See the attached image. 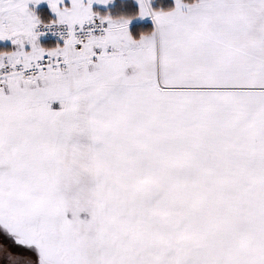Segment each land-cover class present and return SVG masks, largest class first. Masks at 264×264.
I'll return each instance as SVG.
<instances>
[{
  "label": "snow or ice",
  "instance_id": "6c2138e0",
  "mask_svg": "<svg viewBox=\"0 0 264 264\" xmlns=\"http://www.w3.org/2000/svg\"><path fill=\"white\" fill-rule=\"evenodd\" d=\"M44 3L0 0V264H264V0Z\"/></svg>",
  "mask_w": 264,
  "mask_h": 264
},
{
  "label": "rangeland",
  "instance_id": "374dc122",
  "mask_svg": "<svg viewBox=\"0 0 264 264\" xmlns=\"http://www.w3.org/2000/svg\"><path fill=\"white\" fill-rule=\"evenodd\" d=\"M6 42L8 43V44H11L10 42V40H8V41H4V40H0V43H5L6 44Z\"/></svg>",
  "mask_w": 264,
  "mask_h": 264
},
{
  "label": "crops",
  "instance_id": "0c3cea01",
  "mask_svg": "<svg viewBox=\"0 0 264 264\" xmlns=\"http://www.w3.org/2000/svg\"><path fill=\"white\" fill-rule=\"evenodd\" d=\"M42 6H45L46 7V0H45V3L42 5ZM135 23V22H134ZM11 43V42H10ZM1 44H5V43H1ZM6 45H11V44H8L7 42H6Z\"/></svg>",
  "mask_w": 264,
  "mask_h": 264
},
{
  "label": "trees",
  "instance_id": "16d2710c",
  "mask_svg": "<svg viewBox=\"0 0 264 264\" xmlns=\"http://www.w3.org/2000/svg\"><path fill=\"white\" fill-rule=\"evenodd\" d=\"M44 7H45V6H44ZM5 46H9V45L1 44V43H0V48H3V47H5Z\"/></svg>",
  "mask_w": 264,
  "mask_h": 264
},
{
  "label": "built area",
  "instance_id": "2783aa9c",
  "mask_svg": "<svg viewBox=\"0 0 264 264\" xmlns=\"http://www.w3.org/2000/svg\"><path fill=\"white\" fill-rule=\"evenodd\" d=\"M50 35V34H49Z\"/></svg>",
  "mask_w": 264,
  "mask_h": 264
}]
</instances>
